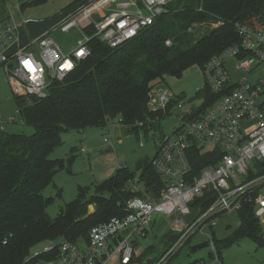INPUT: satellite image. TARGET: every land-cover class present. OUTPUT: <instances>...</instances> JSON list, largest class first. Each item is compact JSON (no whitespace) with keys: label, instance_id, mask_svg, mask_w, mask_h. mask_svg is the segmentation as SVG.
Returning <instances> with one entry per match:
<instances>
[{"label":"built area","instance_id":"1","mask_svg":"<svg viewBox=\"0 0 264 264\" xmlns=\"http://www.w3.org/2000/svg\"><path fill=\"white\" fill-rule=\"evenodd\" d=\"M174 1L90 0L26 44L21 41V27L27 21H16L10 12L9 19L0 23V69L14 96L45 98L53 82H63L89 57L92 39L118 48L153 26ZM221 25L218 21L213 27ZM236 30L241 44L226 49L202 69L206 88L219 96L204 111L197 114L198 108L173 117L178 123L166 133L161 122L171 118L184 101L168 88L158 89L161 85L150 93L149 111L161 116L137 126L143 129L140 138L148 130L155 143L152 164L164 182L159 197H134L126 203L124 217L92 228L87 238L76 243L52 245L23 264H142L145 257L147 264L152 257L146 255L142 241L154 234L159 221L155 216L171 220V231L180 234L157 264H167L206 228L212 232L209 248L217 252L213 232L219 219L239 214L245 207L264 225V79L253 81L247 76L264 71V30L247 25ZM53 32L81 36L63 47L51 37ZM4 127L0 119V130ZM114 127L131 128L119 121ZM104 143L110 140L104 138ZM196 156L205 164L200 171L194 167ZM198 198L211 204L194 214L192 204ZM56 249L53 259H39Z\"/></svg>","mask_w":264,"mask_h":264},{"label":"trees","instance_id":"2","mask_svg":"<svg viewBox=\"0 0 264 264\" xmlns=\"http://www.w3.org/2000/svg\"><path fill=\"white\" fill-rule=\"evenodd\" d=\"M2 1L0 23L9 19L10 13L6 1ZM46 1L25 2L21 10ZM180 1L172 2L168 12L153 26L118 48L92 39L89 57L63 82H53L45 98L15 96L20 119L34 128V134L0 130V264H23L32 249L42 243H76L87 238L92 228L124 217L130 199L159 197L164 182L153 167V158L139 161L137 172L122 167L92 188L79 187L77 199L55 219L46 211L53 199H45L42 193L58 173H72L74 149L67 160L50 158L63 144L62 133H82L117 120L131 127L127 132L139 139L143 129L137 124L161 116L151 113L148 107L155 86L164 84L167 77L182 78L192 67L203 69L212 58L241 44L238 25L264 30V0ZM218 21L222 25L213 27ZM204 26L208 27L205 34L195 39V32ZM218 98L205 86V101L196 113ZM144 134L147 137L148 130ZM203 165L202 158L196 156V171ZM135 181L143 185L142 191L128 187ZM92 189L93 194H89ZM210 204L205 198L196 199L192 204L194 214L198 208L203 212ZM90 206L94 207L92 213ZM238 215L239 228L229 238L219 241L213 232L219 258L224 247L244 237L264 246L262 226L250 208H243ZM168 237L171 247L180 234ZM56 253L57 249L39 259L51 260ZM152 253L147 249L146 255Z\"/></svg>","mask_w":264,"mask_h":264},{"label":"rangeland","instance_id":"3","mask_svg":"<svg viewBox=\"0 0 264 264\" xmlns=\"http://www.w3.org/2000/svg\"><path fill=\"white\" fill-rule=\"evenodd\" d=\"M7 7L11 12V15L18 22L28 20L29 22L26 29H23V42L27 40V34L29 33L31 38H37L47 31L53 29L63 18L67 15H71L79 7L83 5L86 0H47L45 4L40 6H28L24 10H21V6L31 0H5ZM180 0H176L175 4L180 3ZM3 5V1L0 0V6ZM23 27V26H22ZM21 27V28H22ZM207 26L198 29L194 38L199 39L203 34ZM28 32V33H26ZM81 35L79 33H71V35H63L60 32H53L51 37L61 46L64 47L68 42L74 43ZM258 72V71H257ZM250 80L256 81L257 79H264V71L261 70L258 73L247 74ZM234 79L238 78V75L233 76ZM160 88H168L173 95L184 101V106L175 110L171 118H167L161 122L163 130L168 133L171 128L177 125L178 121L173 117L181 116L195 111L200 108L204 101V89L205 78L203 70L200 67H192L184 73L182 78L167 77L165 83ZM17 105L15 102V96L9 86L6 76L2 69H0V119L4 121V131L13 134H23L31 136L34 134V128L25 125L18 114ZM12 119L14 120L12 122ZM108 130L102 128H92L88 131H92L93 134H98V138L104 143V138H108L110 143L112 136H115V129L122 130L123 127H114L117 125V120L109 121ZM158 127V124L156 125ZM115 129H114V128ZM125 129V128H124ZM121 140L124 144L123 148H112L106 151H100L94 155L93 159H88L87 155L78 154L77 159L80 161H74L71 171L68 173L66 170L58 173L52 184H50L44 191L43 196L45 199H53V202L46 208L47 214L52 218H57L66 205L77 199L79 194V187H93L103 180L109 178L103 175H96V172L104 170L108 167L109 158L117 156V160H122V165L129 168L131 172L136 171V165L141 160L152 159L156 154V147L151 136L137 138L134 134L126 132H118L121 134ZM81 133L78 131H68L61 135L63 144L57 148L50 156L51 159H65L67 160L71 156V150L74 147H81L83 140L80 137ZM114 139V138H113ZM141 143L145 147H141ZM109 146L110 144H105ZM77 154V153H76ZM109 155V156H108ZM83 161V162H81ZM85 161V162H84ZM127 164V165H126ZM116 172V171H115ZM114 172V173H115ZM137 181L130 183L129 188L133 190L139 188L141 191L143 185L137 184ZM94 190L89 194H93ZM90 213L94 212V207H89ZM155 220H159L154 234L142 241L144 249L152 250V260L147 264H157L161 255L166 252L170 245L167 243L168 236L170 234L176 235V232L171 231V220H167L160 216H155ZM240 218L238 213H231L222 216L218 221V226L215 228V238L219 241L226 240L231 234L239 228ZM262 226L264 237V225ZM209 235L212 232L209 229H204L202 232L197 233L189 242H187L167 264H264V246H259L253 240L249 238H241L237 242L231 244L228 247H224L220 251V258L217 252H213L210 248L200 250L193 253L192 248L200 245L208 240ZM60 241L56 243H42L32 249L31 255L37 252H42L46 248L52 245H58ZM84 246V243H83ZM147 257L142 259L141 263L144 264Z\"/></svg>","mask_w":264,"mask_h":264},{"label":"crops","instance_id":"4","mask_svg":"<svg viewBox=\"0 0 264 264\" xmlns=\"http://www.w3.org/2000/svg\"><path fill=\"white\" fill-rule=\"evenodd\" d=\"M90 0H86V2H84L83 4H86L87 2H89ZM23 21H28V20H23ZM28 24H29V22H27L25 25H23V27L21 28V41H22V43L23 44H26L30 39H33V38H31V36H30V34L28 33V32H26V33H28L27 35V40L26 41H24L23 42V35H22V31H23V29H26V27L28 26ZM110 125H109V123L105 126V127H102V129H105V130H108V127H109ZM115 129V128H114ZM122 130H118V128L117 129H115L116 131H115V133H116V135L115 136H112V141H111V143H110V145L109 146H106L105 144H103L102 142H101V139H99L98 138V134H99V136H100V133H98V134H93V132L92 131H88V130H90V129H88V130H86V131H84V132H82L81 133V135H80V137L82 138L81 140H83V142L81 143V147H80V149L78 148V147H74L73 149L75 150V161H77L78 159H77V157H78V154H81V155H87V158L88 159H93V161H95V159H94V155L96 154V153H98V152H100V151H106V150H110V149H112L113 147L114 148H119V149H121V148H123V146H124V144L122 143V140H121V135H122V133L121 134H117L118 132H126V133H128L127 132V130L126 129H124V128H121ZM109 131V130H108ZM114 138V139H113ZM82 150H85V152H83ZM77 153V154H76ZM109 156V155H108ZM117 158H118V155L117 156H114V157H110L109 158V162H110V164H108V167H106L104 170H100L99 169V171H97L96 172V175H103V173H106L105 175L106 176H104L105 178L106 177H111L113 174H114V172L115 171H117L119 168H122V167H124L123 165H122V160H117ZM78 162H80L79 160H78ZM81 162H83V161H81ZM85 162V161H84ZM127 165V164H126ZM72 174H73V172H72Z\"/></svg>","mask_w":264,"mask_h":264},{"label":"water","instance_id":"5","mask_svg":"<svg viewBox=\"0 0 264 264\" xmlns=\"http://www.w3.org/2000/svg\"><path fill=\"white\" fill-rule=\"evenodd\" d=\"M209 244H210L209 241L206 240L205 242L201 243L200 245L194 246L192 248V251H193V253H196L200 250L207 249V248H209ZM151 260H152V258L149 259L147 262H150Z\"/></svg>","mask_w":264,"mask_h":264},{"label":"bare ground","instance_id":"6","mask_svg":"<svg viewBox=\"0 0 264 264\" xmlns=\"http://www.w3.org/2000/svg\"><path fill=\"white\" fill-rule=\"evenodd\" d=\"M109 128V127H108ZM114 128V127H113ZM165 132V131H164ZM80 149V148H79Z\"/></svg>","mask_w":264,"mask_h":264}]
</instances>
